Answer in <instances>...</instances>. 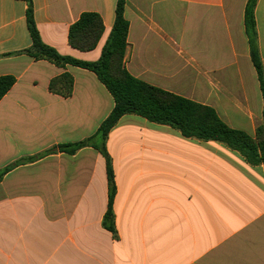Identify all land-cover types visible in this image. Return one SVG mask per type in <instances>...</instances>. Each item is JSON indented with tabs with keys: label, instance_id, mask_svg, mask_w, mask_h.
Returning a JSON list of instances; mask_svg holds the SVG:
<instances>
[{
	"label": "crops",
	"instance_id": "obj_1",
	"mask_svg": "<svg viewBox=\"0 0 264 264\" xmlns=\"http://www.w3.org/2000/svg\"><path fill=\"white\" fill-rule=\"evenodd\" d=\"M249 0H126L124 66L135 78L213 108L255 138L264 101L245 26ZM44 44L97 62L118 0H31ZM28 4L0 0V77L16 82L0 100V264H264V165L217 141L187 138L135 114L111 129L106 149L116 193L105 227L106 159L86 146L115 101L91 70L36 60ZM104 24L98 45L69 44L82 14ZM264 70V0L254 11ZM68 73L70 97L49 89ZM33 158L32 160H29Z\"/></svg>",
	"mask_w": 264,
	"mask_h": 264
},
{
	"label": "trees",
	"instance_id": "obj_2",
	"mask_svg": "<svg viewBox=\"0 0 264 264\" xmlns=\"http://www.w3.org/2000/svg\"><path fill=\"white\" fill-rule=\"evenodd\" d=\"M22 1L28 4L27 21L33 40L31 48L26 53L36 60H49L58 66L70 64L93 71L114 98L115 106L112 112L94 136L74 144L61 145L57 149L73 154L82 147L92 146L105 157L109 203L103 224L110 231L116 232L112 210L116 186L112 159L106 149V140L111 129L127 114H135L151 122L171 126L187 138L224 143L229 148L241 153L249 164L264 165V121L257 128L255 138H252L243 131L228 127L213 108L149 85L133 77L127 71L124 66L129 31V23L124 16L126 0H118L114 28L102 56L97 62H85L63 56L54 48L44 44L35 25L31 0ZM257 2L258 0L248 1L245 11V26L251 46V58L258 73L264 101V70L258 48L254 17ZM103 32L102 18L96 13H84L70 27L69 44L83 52L91 51L97 47ZM15 82L16 79L13 76L0 77V100ZM49 89L62 97H70L73 91V77L65 73L53 79L49 84ZM15 164L0 171V181Z\"/></svg>",
	"mask_w": 264,
	"mask_h": 264
}]
</instances>
